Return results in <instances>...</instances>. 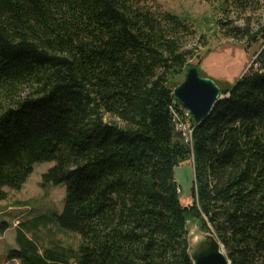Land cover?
<instances>
[{
  "label": "trees",
  "instance_id": "trees-1",
  "mask_svg": "<svg viewBox=\"0 0 264 264\" xmlns=\"http://www.w3.org/2000/svg\"><path fill=\"white\" fill-rule=\"evenodd\" d=\"M152 1L0 0V201L37 162H54L42 186H66L61 214L17 225L8 257L20 264H193L191 220L232 264H264V0H210L226 36L262 46L194 121L192 143L171 85L193 30ZM187 160L183 205L175 169ZM49 225L78 233L77 248L41 245Z\"/></svg>",
  "mask_w": 264,
  "mask_h": 264
},
{
  "label": "rangeland",
  "instance_id": "rangeland-1",
  "mask_svg": "<svg viewBox=\"0 0 264 264\" xmlns=\"http://www.w3.org/2000/svg\"><path fill=\"white\" fill-rule=\"evenodd\" d=\"M152 6L171 11L190 24L193 32L185 34L182 49H191L194 55L188 59V68L196 66L203 76L213 78L221 88L239 79L252 65L261 49L262 40L249 43L246 40L230 38L216 24L219 12L210 0H153ZM259 16L264 17V12ZM236 18V15L235 17ZM264 21V18H263ZM238 24H243L238 21ZM186 71L173 77L172 87L184 80ZM54 162H37L33 172L20 190L8 189L9 196L0 201V264H20L18 259L8 257L10 250L17 248L16 228L20 222L29 223L40 214H61L65 205L66 186H42V175ZM177 181L182 187L183 205L193 202L191 187L194 179L192 161L182 162L175 169ZM198 222L188 223L190 239L204 235ZM32 236V233H28ZM41 245L57 242L63 246L77 248L81 237L78 233L66 232L54 225L41 226L37 233Z\"/></svg>",
  "mask_w": 264,
  "mask_h": 264
},
{
  "label": "water",
  "instance_id": "water-1",
  "mask_svg": "<svg viewBox=\"0 0 264 264\" xmlns=\"http://www.w3.org/2000/svg\"><path fill=\"white\" fill-rule=\"evenodd\" d=\"M224 89L211 77L200 74L196 66H190L183 81L173 88L174 96L187 108L199 124L213 110L217 101L225 97ZM189 241V254L193 264H232L222 242L212 233L204 232Z\"/></svg>",
  "mask_w": 264,
  "mask_h": 264
},
{
  "label": "built area",
  "instance_id": "built-area-1",
  "mask_svg": "<svg viewBox=\"0 0 264 264\" xmlns=\"http://www.w3.org/2000/svg\"><path fill=\"white\" fill-rule=\"evenodd\" d=\"M171 111L173 113L176 129L182 133L187 143H192L193 136L191 133V125L194 121L193 115L182 104H180L178 108L171 106ZM178 190L179 192L181 191L180 188H178Z\"/></svg>",
  "mask_w": 264,
  "mask_h": 264
},
{
  "label": "bare ground",
  "instance_id": "bare-ground-1",
  "mask_svg": "<svg viewBox=\"0 0 264 264\" xmlns=\"http://www.w3.org/2000/svg\"><path fill=\"white\" fill-rule=\"evenodd\" d=\"M195 121V120H194ZM194 121L192 122V125H191V133L193 134V129H194Z\"/></svg>",
  "mask_w": 264,
  "mask_h": 264
}]
</instances>
